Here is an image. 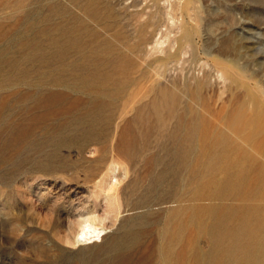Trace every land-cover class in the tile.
<instances>
[{
    "label": "rangeland",
    "instance_id": "obj_1",
    "mask_svg": "<svg viewBox=\"0 0 264 264\" xmlns=\"http://www.w3.org/2000/svg\"><path fill=\"white\" fill-rule=\"evenodd\" d=\"M0 264H264V0H0Z\"/></svg>",
    "mask_w": 264,
    "mask_h": 264
},
{
    "label": "bare ground",
    "instance_id": "obj_2",
    "mask_svg": "<svg viewBox=\"0 0 264 264\" xmlns=\"http://www.w3.org/2000/svg\"><path fill=\"white\" fill-rule=\"evenodd\" d=\"M80 229L81 230L78 232L77 235V241L84 240V241H88V243L94 241L96 237H99L100 232L102 231L101 229L97 228L95 223H93L90 220L86 221Z\"/></svg>",
    "mask_w": 264,
    "mask_h": 264
}]
</instances>
